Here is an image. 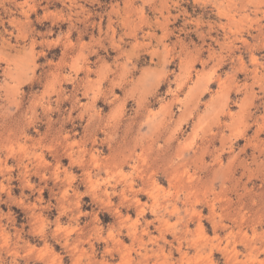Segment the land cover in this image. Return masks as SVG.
<instances>
[{"label":"rangeland","instance_id":"obj_1","mask_svg":"<svg viewBox=\"0 0 264 264\" xmlns=\"http://www.w3.org/2000/svg\"><path fill=\"white\" fill-rule=\"evenodd\" d=\"M0 264H264V0H0Z\"/></svg>","mask_w":264,"mask_h":264},{"label":"bare ground","instance_id":"obj_2","mask_svg":"<svg viewBox=\"0 0 264 264\" xmlns=\"http://www.w3.org/2000/svg\"><path fill=\"white\" fill-rule=\"evenodd\" d=\"M136 230H137V228H135ZM135 237H136V235H135ZM139 237V236H138ZM140 238V237H139ZM139 238H137V239H139ZM136 239V238H135ZM195 241V240H194ZM248 242V241H247ZM124 247V246H123ZM252 248H254V247H252ZM179 249V248H178ZM180 250H181V248H180ZM178 251V250H177ZM180 252V251H179ZM172 253V252H171ZM129 258H130V256H129Z\"/></svg>","mask_w":264,"mask_h":264}]
</instances>
